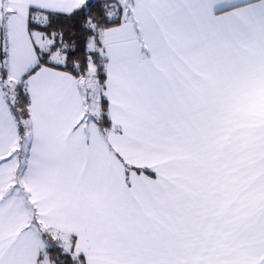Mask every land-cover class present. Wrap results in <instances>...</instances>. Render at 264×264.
<instances>
[{"label": "snow or ice", "instance_id": "6c2138e0", "mask_svg": "<svg viewBox=\"0 0 264 264\" xmlns=\"http://www.w3.org/2000/svg\"><path fill=\"white\" fill-rule=\"evenodd\" d=\"M0 264H264V0H0Z\"/></svg>", "mask_w": 264, "mask_h": 264}]
</instances>
